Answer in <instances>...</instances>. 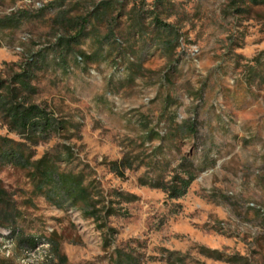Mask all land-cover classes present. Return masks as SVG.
<instances>
[{"label":"rangeland","instance_id":"obj_1","mask_svg":"<svg viewBox=\"0 0 264 264\" xmlns=\"http://www.w3.org/2000/svg\"><path fill=\"white\" fill-rule=\"evenodd\" d=\"M32 59L27 102L55 127L29 141L0 117L17 152L0 160V264H264V5L0 0V79ZM18 152L83 174L99 212L39 192ZM181 165L183 197L148 185Z\"/></svg>","mask_w":264,"mask_h":264},{"label":"trees","instance_id":"obj_2","mask_svg":"<svg viewBox=\"0 0 264 264\" xmlns=\"http://www.w3.org/2000/svg\"><path fill=\"white\" fill-rule=\"evenodd\" d=\"M246 1V0H245ZM253 5H264V0H249ZM157 23H160L157 20ZM171 30L169 25H163ZM167 29V28H166ZM80 35V34H79ZM76 38H72L74 40ZM170 44H168L169 46ZM37 62L33 59L24 63L20 67V72L13 73L8 82L0 79V117L7 124L10 131L18 132L22 137L29 141L39 140L43 135H47L55 124L53 119L41 106L28 103V95L34 92L31 87V81L34 79V69ZM191 131H194L193 126H189ZM8 140L0 139V160L10 161L14 159L17 152L11 146H8ZM68 152L71 151L68 149ZM23 152H18L20 159L15 160L18 165L32 166L33 171L31 176L37 182V190L44 193V186H50L51 191L61 196L69 197L74 204L81 201L85 206L91 207V212L88 215H94L99 212L94 203L89 202L90 192L87 187H84V175L78 174L76 176L71 174L58 175L50 160L46 157L31 163L29 159L23 160ZM114 170L118 173L119 168L131 167V163L127 158L121 159L119 162L112 164ZM179 170H175L171 181L169 183H162L159 181H151L148 184L153 189H159L167 194L169 199H179L183 197L196 178V171L192 165L185 168L183 165L179 166ZM57 176L59 182L56 184L55 177ZM55 184V185H54ZM44 185V186H43ZM146 185V183H142ZM1 186V180H0ZM56 187V188H55ZM45 189V188H44ZM56 189V190H54ZM4 191L0 187V203L4 204ZM132 198V197H131ZM6 203V202H5ZM113 213L111 209L106 210V214ZM29 246L35 247V241L29 240ZM207 256L214 255V252L202 250ZM216 255V254H215Z\"/></svg>","mask_w":264,"mask_h":264}]
</instances>
